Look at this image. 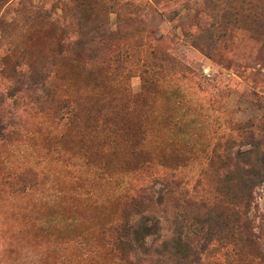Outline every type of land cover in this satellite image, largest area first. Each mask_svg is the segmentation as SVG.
I'll return each mask as SVG.
<instances>
[{
    "label": "rangeland",
    "instance_id": "obj_1",
    "mask_svg": "<svg viewBox=\"0 0 264 264\" xmlns=\"http://www.w3.org/2000/svg\"><path fill=\"white\" fill-rule=\"evenodd\" d=\"M63 29L112 31L116 47L71 49ZM13 67L44 78L29 87ZM249 89L264 95V0H0V264H172L170 244L154 251L177 225L202 242L195 201L222 178L217 154L234 139L247 161L243 123L263 111ZM105 121V138L86 127ZM254 193L252 244L202 264H264V181ZM132 197L136 254L115 231Z\"/></svg>",
    "mask_w": 264,
    "mask_h": 264
},
{
    "label": "trees",
    "instance_id": "obj_2",
    "mask_svg": "<svg viewBox=\"0 0 264 264\" xmlns=\"http://www.w3.org/2000/svg\"><path fill=\"white\" fill-rule=\"evenodd\" d=\"M37 13L40 17L46 18L49 16L47 10L39 9ZM63 40L72 39L74 46L71 48H84L89 46L93 48L99 38L103 44H107L109 48H115L116 45L112 43L114 32L100 35L98 38L96 35L90 34H78L73 36H67L66 30L62 31ZM60 41V42H62ZM58 43V54L65 56L64 58L71 64L78 65L81 63L82 58L76 52L71 54L73 58L69 56L67 52L70 47L64 43ZM111 44H114L111 46ZM36 70V71H34ZM29 70V75L24 72L23 69L11 68V71L15 73L19 80H23L27 86L34 84H40L42 78H44V72L39 69ZM62 68L57 67L56 71L60 72ZM34 73V74H32ZM29 78L24 80L25 78ZM73 82L77 80L71 78ZM44 85V91L50 93V88ZM42 85V86H43ZM28 87V88H29ZM51 90H53L51 88ZM55 97V94H53ZM251 96H255L252 99ZM250 104L258 106L263 110L260 114L259 124H255L254 119L248 118L243 123V144L248 147L245 150L247 155V161L243 162L235 157L234 153V139L227 142L226 150L224 151V158L220 154L216 156L215 170L222 172V178L216 181L217 186L214 188V193L209 194L206 198L203 196L195 201L199 207L207 210V217L203 219L208 224L203 232V240L199 244H194L191 241H184L182 239L181 225H177L172 237L168 240H163L154 252L162 254L166 250V246L170 244L169 258L172 264H202L203 254L219 253L223 249L227 252L226 255L241 256V243L248 242V245L252 244V231L249 230L250 219L248 218L250 210L254 207L255 203V188L264 181V95L254 92L253 90H247L244 96ZM56 98V97H55ZM74 116L77 111L69 108L68 112ZM101 129L98 125L86 126L91 132H101L102 136L106 137L109 134H114V124L111 125L107 121L102 123ZM256 125V127H255ZM5 124L0 122V136L5 135ZM104 137V138H105ZM108 137V136H107ZM105 142V141H104ZM142 145V144H141ZM140 144L135 145L133 148L138 149ZM221 169V170H220ZM153 191L154 184L148 187ZM146 192V191H144ZM151 193H145L142 200H145ZM143 205V202L132 197L128 201L126 209L121 214V222L116 228L117 244L119 247L127 253L133 252L136 254L135 245L129 239L130 233L128 230L133 226V221L138 215L139 208ZM132 208V209H131ZM158 249V250H157ZM163 254H165L163 252Z\"/></svg>",
    "mask_w": 264,
    "mask_h": 264
}]
</instances>
